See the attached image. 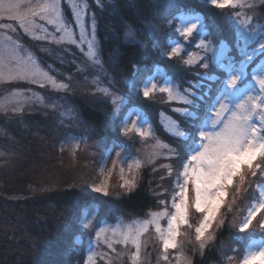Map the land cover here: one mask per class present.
<instances>
[{
	"label": "rangeland",
	"instance_id": "1",
	"mask_svg": "<svg viewBox=\"0 0 264 264\" xmlns=\"http://www.w3.org/2000/svg\"><path fill=\"white\" fill-rule=\"evenodd\" d=\"M48 2L50 0H0V250L5 245L17 250V246L12 245L8 238L14 236L21 239L25 232H22L19 226L32 225L31 220L27 218L33 214L32 218L36 222L30 229L36 227V230L27 232L28 243L20 242L23 251L19 256L24 258L34 252L35 248L36 264H185L186 261L192 264L190 250L194 247L196 250L203 249L213 238L214 228L220 221L221 208L225 205L227 197L222 201L211 227L205 230L202 239L198 241L195 230L203 222L204 213L195 209L194 191L189 184L187 222L178 228L176 247H170L165 252L163 240L153 221L157 215L165 214L157 222L161 229L166 231L168 219L175 213L173 202L179 199L183 168L174 182L170 205H164L163 209H147L142 213L126 212L114 204L103 206L104 204H98L95 200L60 206H56L53 201L45 203V200V204L42 202L41 206L32 203L28 206L24 203L17 206V201H27L37 196L45 198L49 192L69 189L84 190L91 194L110 193L115 198L134 191L142 182L144 173H157L158 168L154 166L157 161L177 157V145L171 139H175L177 144L178 138L186 140L185 137L178 136V132H184L188 138V122L190 118L197 116L196 99L209 93L207 88L205 89L209 84L202 81L204 78L209 80L208 75H203V79L190 81L189 87H185L187 84H180L177 79L172 78L173 75L167 74L162 68H158L153 75L146 76L145 79H141L140 71L136 68L130 79L118 77L115 82L118 87L115 89L112 84L114 78H111V62L103 59L100 54L96 32L94 57L87 55V43H80L81 28L77 24L74 11L82 12L83 26L91 39L95 15L88 2L60 0L59 23L72 31L76 44L67 39L58 43L63 32L56 31V23L50 24L48 19L30 17L33 8ZM263 3L264 0H233V4L229 5L233 9H239L234 20L243 42L242 49L255 43L254 47L243 51L244 59L239 63L222 62L228 52V46L225 43L217 45L213 39L206 37L201 17L189 13L178 17L177 29L180 34L189 18H198V27L193 33L202 32L203 35L196 43L197 47L202 42L201 46L189 54V60L197 62L204 58L205 54H210L227 76L225 69L234 66L238 71L241 64H245L246 74L237 82L236 94L240 95V99L246 98V95H258L259 86L253 79V74L264 75V59L252 72H248L254 59L264 52L260 48V45L264 44V31L261 30L263 24H254L255 12ZM17 15L29 16L34 20L36 27H28L25 30L20 26L19 20L9 18ZM24 38L29 39L32 44H28ZM171 44L172 47H178L179 52L183 49L177 38L171 39ZM38 54L42 55L46 62H42ZM249 55L252 56L250 61L247 60ZM25 64L39 73L35 82L31 78H19L17 73ZM57 65L64 66L59 68ZM69 69L71 71H68ZM213 79H216V76L211 80ZM123 82L129 90L123 86ZM152 84L156 87L150 95L156 92L164 95V106L171 103L179 105L173 106L170 114L160 112L156 118L148 114L144 107L139 106L132 107L123 116L122 108L130 95L137 91L143 94V89L150 88ZM10 85L15 87L11 88ZM60 85L67 87H59ZM166 87L173 90V98L170 99L166 91H161ZM215 90L217 94L218 88ZM86 94L88 98L95 94L90 99L92 102L96 98L97 102L105 100L109 103L112 121L108 127L98 128L81 116L80 109L72 102V98ZM179 96H187L193 100V104L182 103ZM154 110L156 111L157 107ZM189 113L191 115H188ZM175 114L181 116L182 120ZM208 114L201 118V126L204 125ZM254 123L259 124L258 118H254ZM125 127L131 129L127 134L123 131ZM108 141L112 142L109 148L106 147ZM196 148L198 139L194 147L188 149L187 158L191 150ZM185 163H188V159ZM164 167L171 171L168 161L164 162ZM242 172L243 168L239 175ZM151 182L149 180V183ZM96 187H100L102 191H94ZM257 188L259 200L252 210L264 203V183L259 184ZM192 208L197 211L195 214L201 215L199 219L195 218V222ZM47 224L53 228L47 230ZM85 224H88L87 228L84 227ZM145 224L147 227L139 237L140 248L137 254L135 245L122 242L123 236L136 232ZM262 249L263 238L249 243L240 264H245V260L252 253Z\"/></svg>",
	"mask_w": 264,
	"mask_h": 264
},
{
	"label": "trees",
	"instance_id": "2",
	"mask_svg": "<svg viewBox=\"0 0 264 264\" xmlns=\"http://www.w3.org/2000/svg\"><path fill=\"white\" fill-rule=\"evenodd\" d=\"M86 1L89 8L94 11L95 32L100 54L103 59L111 62L113 73L111 78H114L112 84L115 89L118 87L115 84L118 77L124 80L130 79L136 68L140 71L141 79L153 75L158 68H162L167 71V74L173 75L172 78L177 79L180 84H187L185 87H189L190 81L203 79V75H208L209 80L204 78L202 81L209 84L208 87H205L209 93L207 92L202 98L196 99L197 116L190 118V122H188L190 125H188L190 132L188 138L186 140L178 138L179 144L175 139H171L177 145V157L157 161L154 164L158 168L157 173L152 174L149 171L144 173L142 182L139 186L137 185L134 191L121 194L115 198L110 193L107 195L91 194L84 190L69 189L62 192H49L45 198L37 196L31 197L27 201H17V206L22 203L27 206L31 203L41 206L45 200V203L53 201L56 206L95 200L94 202L104 204L103 206L114 204L126 212L142 213L147 209H163L164 205H170L174 194V182L188 159V149L194 147L193 140H197L196 133L201 126V118L206 116L211 101L215 98L214 90L227 76L226 72L218 66L219 63L214 62V57L210 54H205L204 58L192 64L187 63L190 59L189 54L198 50L196 43L203 35H201L202 32H196L191 37L182 36L177 29L178 17L184 13L201 17L204 30H206V37L213 39L217 45L225 43L228 46L226 57L222 60L224 63L241 62L244 59L243 51L254 47L255 43L249 44L246 49H242L243 42L234 20L239 9H233L229 6L217 9L211 6L210 0ZM63 7L65 8L64 3ZM255 13L254 24H263L261 30L264 31V3ZM67 15H70L68 9ZM129 31L133 33L132 37L125 35ZM176 38L183 49L177 55L169 58L172 48L171 39ZM24 41L32 44L27 38H24ZM38 55L42 62H46L42 55ZM263 59L264 52L254 59L248 68V72H252ZM205 63L208 64L207 68L203 67ZM57 66L61 68L64 65ZM213 76H216V79L211 80ZM123 86L126 89L129 88L124 82ZM10 87L13 88L15 85H10ZM90 96L94 97L95 94ZM91 97L88 98V94L75 95L72 102L80 109L81 116L91 124L101 129L108 127L112 121L111 112L108 108L109 103L105 100L97 102L98 99L96 98L92 102ZM164 101V95H159L157 92L144 97L141 91H137L127 99V103L122 108V114L124 116L132 107L139 106L144 107L148 114L156 118L160 112L170 114L172 107L179 105L171 103L164 106ZM153 107H157V110L155 111ZM175 115L182 120L181 116ZM111 145L112 142L108 141L106 147L109 148ZM165 161L169 162L171 171H167L164 167ZM257 164L260 165L259 168L256 167ZM252 172L256 174L253 176ZM149 180L152 182L149 183ZM261 183H264V157L258 156L257 160L253 162L252 169L249 170L244 167L242 174L237 178L235 177L233 184L229 186L226 203L221 208L220 221L214 228L213 238L203 249L196 250L194 247L193 250H190L191 254L189 255L192 258V264H240L243 261L247 245L254 240L264 239V209L256 213L248 229L244 232L240 231L241 224L259 200L257 186ZM192 209L195 214L197 211ZM32 217L33 214L27 219H30L33 225L36 221ZM200 217L199 213L195 214L193 222ZM32 225L19 226L20 230L25 232L21 239L13 235H11L12 238H8L12 245L17 246V250L5 245L0 250V264H36L34 256L37 254L34 247V252L29 253L26 257L20 258L19 256V253L23 251V245L20 242L26 241L23 243H28L27 236L29 234L27 232L31 233L32 230H36V227L30 229ZM46 228L51 230L53 226L47 224ZM100 264L103 263L100 262Z\"/></svg>",
	"mask_w": 264,
	"mask_h": 264
},
{
	"label": "snow or ice",
	"instance_id": "3",
	"mask_svg": "<svg viewBox=\"0 0 264 264\" xmlns=\"http://www.w3.org/2000/svg\"><path fill=\"white\" fill-rule=\"evenodd\" d=\"M211 6L222 9L233 4V0H210ZM2 7V6H0ZM75 9V5L73 6ZM11 9L12 6H9ZM77 24L80 26V43H87L89 57H94L96 51L95 44V21L93 20V35L89 39L86 30L83 26V15L81 11H74ZM61 16L60 0H50L43 6L37 5L30 12V17H39L41 20L48 19V23H56L57 32H63V35L57 41L67 39L70 43L76 44L77 41L73 38L72 31L59 23ZM29 16H10V19L19 20L20 26L27 30L28 27H36L34 20ZM6 27V26H5ZM198 27V18H189L186 21L185 27L181 31L184 37H191L194 30ZM132 37V32L125 34ZM44 39V37H39ZM52 39H56L52 37ZM202 44V42H201ZM198 44L197 47H200ZM264 51V44L260 45ZM179 53L178 47H172L169 58ZM249 55L247 60H251ZM192 64V60L187 61ZM203 67L207 68L205 63ZM228 73L226 79L220 82L217 94L212 99L208 108V116L205 118L203 126L197 129L196 138L198 139V148L191 150L188 163L183 164V183L179 184L178 201L173 202L175 213L170 216L167 222V229L162 230L157 222L162 215L159 214L154 218L153 223L156 224V231L160 233L163 240V249L165 252L170 247H176V237L179 234L178 228L181 224L187 222L188 209V186L192 185L194 191V205L198 212L204 213L203 222L196 228V240L202 239L205 230L211 227L216 213L222 206V201L227 197V189L233 184L234 178L237 177L242 168L247 167L249 170L253 167V162L257 157H264V75L256 76L253 74V79L259 86L258 95H246V98L240 99V95L236 94L237 82L241 77L245 76V64H241L238 71L233 67L225 69ZM18 76L21 79L31 78L35 82L38 72L33 71L27 64L23 65ZM43 87V84H41ZM59 87H67L60 85ZM156 85L145 87L143 89L144 97H148L155 89ZM199 87V85H193ZM162 92H167L169 98H173V90L169 87L162 88ZM190 95L192 93H189ZM180 101L187 105H192L193 100L187 96H179ZM179 111V110H177ZM227 114V115H226ZM188 115H191L190 113ZM254 118H258L259 124L254 123ZM227 120L225 123L224 121ZM210 124V127H208ZM195 127V125H194ZM131 129L125 127L124 133L127 134ZM178 136H187L184 132H178ZM196 143V139L193 140ZM260 167L259 164L256 165ZM256 173L252 172L254 176ZM96 192H101L100 187L94 189ZM264 209V203H261L258 208L249 212L248 218L241 224L240 231L244 232L249 228L252 219L256 213ZM85 228L88 224L84 225ZM147 224L142 226L136 232H129L123 236L125 244L131 242L137 248L139 253L140 242L139 237L146 230ZM99 235V233H97ZM201 243V248H203ZM111 247V245H109ZM167 259V257H165ZM264 264V249L259 252L252 253L245 264ZM185 264H191L186 261Z\"/></svg>",
	"mask_w": 264,
	"mask_h": 264
}]
</instances>
